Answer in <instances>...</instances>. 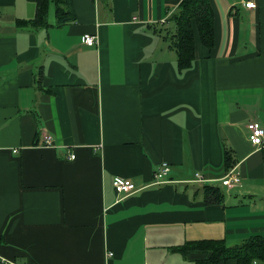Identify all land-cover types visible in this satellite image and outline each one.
I'll return each instance as SVG.
<instances>
[{"label": "crops", "instance_id": "crops-1", "mask_svg": "<svg viewBox=\"0 0 264 264\" xmlns=\"http://www.w3.org/2000/svg\"><path fill=\"white\" fill-rule=\"evenodd\" d=\"M99 1L36 30L17 25L33 2L0 0V264H193L173 247L264 234V147L246 127L264 128V0H211L214 46L194 24L183 71L163 35L181 0ZM162 161L167 182L149 185ZM203 184L223 200L204 204Z\"/></svg>", "mask_w": 264, "mask_h": 264}, {"label": "trees", "instance_id": "trees-1", "mask_svg": "<svg viewBox=\"0 0 264 264\" xmlns=\"http://www.w3.org/2000/svg\"><path fill=\"white\" fill-rule=\"evenodd\" d=\"M34 3V16L18 19L17 25L32 29L48 28V10L53 5L55 25L63 26L75 20L72 0H28ZM169 20L173 31L168 46L175 51L176 66L180 71L189 69L194 61L195 24L201 43L212 49L215 43V15L211 0H181ZM167 34V30H166ZM165 37L169 35H164ZM178 70V71H179ZM235 161L229 150H225L223 168L233 167ZM204 204H216L223 200L224 192L219 185L203 184L201 187ZM173 250L187 256L196 255L193 264H219L234 261L235 264H264V234L249 236L238 244L228 245L224 239H198L185 241Z\"/></svg>", "mask_w": 264, "mask_h": 264}, {"label": "built area", "instance_id": "built-area-1", "mask_svg": "<svg viewBox=\"0 0 264 264\" xmlns=\"http://www.w3.org/2000/svg\"><path fill=\"white\" fill-rule=\"evenodd\" d=\"M244 6L248 8L255 7V3L252 0H248L244 2ZM83 42L87 45H93L95 43V36L94 34H84L83 35ZM247 138L250 144L252 146H255L257 148H263L264 147V128L262 127L261 123L256 120H252V122H248L247 124ZM45 142L50 143L51 139L50 136H45ZM74 154L68 153L67 158L73 159ZM170 171V165L166 161H162L158 164L155 172H154V178L152 182L149 185H156L159 186L161 184H164L167 182V176ZM195 180L202 181L203 177L199 172L195 173ZM240 182L239 175L234 173L233 169H230L227 173L224 174V176L221 178V184L227 187H232L234 184H237ZM113 188L115 192L119 195H125L129 194L131 192L136 191L135 185L130 179L123 178L120 176H115L113 178ZM111 255V252L108 253ZM252 264H257L256 261H254Z\"/></svg>", "mask_w": 264, "mask_h": 264}, {"label": "rangeland", "instance_id": "rangeland-1", "mask_svg": "<svg viewBox=\"0 0 264 264\" xmlns=\"http://www.w3.org/2000/svg\"><path fill=\"white\" fill-rule=\"evenodd\" d=\"M99 2H100L101 5H103V6L106 7V4H105L106 1H102V0H100ZM53 9H54V8H53V5L50 4V6H49V12H50V13H53ZM167 33L169 34V36L166 37V39H165L166 41H165V42H166V45L168 46V44L170 43L169 38H170L171 32H169V30H168ZM163 35H166V29H164V33H163ZM241 240H242V239H237V240H234V241H231V240H230V241H227L226 243H227L228 245H232V244H235V243L238 244V243L241 242Z\"/></svg>", "mask_w": 264, "mask_h": 264}, {"label": "bare ground", "instance_id": "bare-ground-1", "mask_svg": "<svg viewBox=\"0 0 264 264\" xmlns=\"http://www.w3.org/2000/svg\"><path fill=\"white\" fill-rule=\"evenodd\" d=\"M85 34H90V33H85ZM94 34V33H93ZM92 34V35H93ZM94 36H95V43H96V35L94 34ZM87 45V44H86ZM94 45V44H93ZM88 46H92V45H88Z\"/></svg>", "mask_w": 264, "mask_h": 264}]
</instances>
